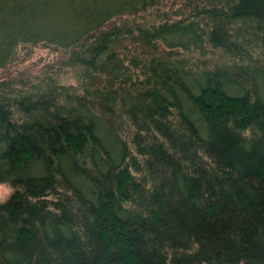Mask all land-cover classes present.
Returning <instances> with one entry per match:
<instances>
[{"label":"trees","instance_id":"1","mask_svg":"<svg viewBox=\"0 0 264 264\" xmlns=\"http://www.w3.org/2000/svg\"><path fill=\"white\" fill-rule=\"evenodd\" d=\"M37 45L0 80V264H264V0H0V70Z\"/></svg>","mask_w":264,"mask_h":264},{"label":"rangeland","instance_id":"2","mask_svg":"<svg viewBox=\"0 0 264 264\" xmlns=\"http://www.w3.org/2000/svg\"><path fill=\"white\" fill-rule=\"evenodd\" d=\"M167 7H161L158 9L159 12H163L166 10ZM157 11V10H156ZM156 11H145L139 16H135L138 22L144 21V18L147 21L155 20L158 21V17H156ZM131 20L134 18L133 16ZM125 21L124 18H117L111 22L120 24ZM194 54H190L191 62L199 64L206 67H214L216 64H219L221 61L218 59L217 54H208L205 56H201L195 52ZM62 52L56 49L49 48L43 45H37L30 47L26 50H20L18 52L17 57L9 63L5 68L0 70V80L1 79H11L14 80V85L17 86L20 82H25L28 80L34 81L36 80L37 76L44 72L46 67L51 64L55 63L62 59ZM61 83L68 84L74 83L75 78L72 74L68 72L64 73L60 76ZM18 83V84H17ZM11 188L8 183L0 182V200H4L10 194Z\"/></svg>","mask_w":264,"mask_h":264}]
</instances>
